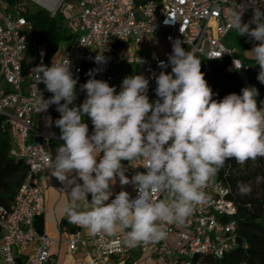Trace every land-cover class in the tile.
<instances>
[{"label": "clouds", "instance_id": "obj_1", "mask_svg": "<svg viewBox=\"0 0 264 264\" xmlns=\"http://www.w3.org/2000/svg\"><path fill=\"white\" fill-rule=\"evenodd\" d=\"M248 7L253 15L244 23ZM262 7L260 0L240 5L233 0L230 15L232 27L253 44L248 52L259 66L257 80L264 84ZM182 45L173 41L167 63L159 62L171 72L154 76L155 101L147 94L149 80L135 74L122 80L119 92L105 80L88 79L80 86L86 97L75 106L78 81L68 60L36 68L39 83L52 93L47 100L41 94L38 112L56 105L60 113L54 124L64 143L48 160L52 176L71 197L63 208L70 223L93 235L127 230L124 243L130 248L158 243L167 236L164 225H184L195 206L208 200L204 188L227 160L243 165L264 157V102L258 103V90L244 87L239 95L214 99L217 94L201 71V60ZM233 65L236 70L245 66L239 59ZM85 116L93 125L91 135ZM125 160L143 161L146 172L129 178L121 163ZM117 177L122 186H136L135 199L124 190L111 198ZM237 188L242 196L251 193L248 184L238 183ZM157 193L170 198L153 200Z\"/></svg>", "mask_w": 264, "mask_h": 264}, {"label": "built area", "instance_id": "obj_2", "mask_svg": "<svg viewBox=\"0 0 264 264\" xmlns=\"http://www.w3.org/2000/svg\"><path fill=\"white\" fill-rule=\"evenodd\" d=\"M235 2L240 5L247 0ZM260 2L264 3V0ZM30 3L50 18L65 17L67 27L79 33L59 60L46 63L45 46L40 45L36 47L34 62H29L33 28L25 14ZM232 8L233 0H22L16 4L0 0V117L9 126L13 146L10 153L27 169L11 207H0L2 264H48L54 243L44 230L38 232L34 225L45 211L42 174L49 170L48 147L53 138L43 129L48 110L38 112L41 94L47 100L52 93L39 83L36 68L41 64L50 67L52 63L63 64L68 60L73 78L78 81L75 106L86 97L81 85L95 78L113 86V71L119 67L127 69L115 86L117 92L125 77L135 75V69L136 74L149 80L147 94L150 101H155L158 97L154 76L162 70L171 72L170 66L162 69L159 62L167 63L172 42L177 39L196 57L225 61L229 71L236 70L234 59L243 63L238 50L224 43L232 33L239 38L247 37H241L232 27ZM252 15L253 10L248 7L243 22L247 23ZM151 37L163 41L166 48L150 55L139 52L138 48ZM120 44L122 46L118 47ZM129 48L133 50L125 54L123 51ZM87 124L91 135L93 125L88 117ZM142 163L123 161L122 165L127 169L125 175L131 178L136 172H146L140 166ZM204 191L208 200L195 206L184 225H164L167 236L158 243L130 248L124 243L127 230H118L113 235H84L76 230L62 235V241L70 253H82L87 264H108L112 258L130 262L137 251L147 254L153 264H203L201 259L207 256L221 259L237 244V210L227 198L228 189L216 176ZM137 195L135 188L130 197L135 199ZM166 197L170 198V194L157 193L152 198ZM88 200H91L90 194ZM26 253L27 259L22 261Z\"/></svg>", "mask_w": 264, "mask_h": 264}, {"label": "trees", "instance_id": "obj_3", "mask_svg": "<svg viewBox=\"0 0 264 264\" xmlns=\"http://www.w3.org/2000/svg\"><path fill=\"white\" fill-rule=\"evenodd\" d=\"M22 0H8L16 4ZM25 17L32 24L33 40L28 55H32L34 62L36 53L31 49L45 46V62L59 60L65 49L64 43L69 45L75 40L74 32L67 27L66 18L56 15L50 18L46 12L35 9L28 11ZM236 38H239L236 36ZM241 50L251 49L253 44L248 37L239 38ZM122 45H118L121 47ZM244 67L240 70L229 71L225 61L201 60V71L213 92L214 99L220 100L230 93L241 94L244 87H255L258 90V103L264 102V84L257 80L259 66L253 58L241 55ZM73 106V105H72ZM264 106V105H262ZM9 126L4 118L0 117V207L9 209L14 197L26 176L27 169L24 163L16 160L11 151ZM216 178L228 189L227 198L230 199L237 210L236 221L238 225V238L236 246L221 259L203 257V264H264V157H257L254 161L248 160L243 165L234 159L227 160ZM260 179V182H257ZM251 186V193L240 195L238 183ZM35 228L42 232L43 216L35 220Z\"/></svg>", "mask_w": 264, "mask_h": 264}, {"label": "crops", "instance_id": "obj_4", "mask_svg": "<svg viewBox=\"0 0 264 264\" xmlns=\"http://www.w3.org/2000/svg\"><path fill=\"white\" fill-rule=\"evenodd\" d=\"M166 45L163 41L157 39L156 37L148 38L144 46L138 48V51L143 54H155L163 51ZM133 48L125 49L123 52L125 54L131 52ZM123 67L114 69L113 76L114 82L113 86H116L119 82L121 75H119V70ZM52 96V94H51ZM72 107V105H70ZM51 117L52 124L49 126L48 118ZM60 117V113L56 111V105H52L48 108V115L44 122L43 129L46 133L53 136L49 142V152L53 156L55 155L56 149L51 148V141L61 140L60 139V129L54 124V121ZM84 122L87 123V116L84 118ZM62 142H57L59 146L63 144ZM13 151V146L11 147ZM126 161V160H125ZM123 162V161H122ZM121 162V163H122ZM42 182L45 188V211L43 215L44 232L54 240L53 245L50 248V260L48 264H87L84 255L82 253H70L65 242L62 241V235H69L76 230H80L84 235H90L91 233L84 227L69 222L67 216L63 212V208L71 201V197L66 190H64V185L54 176H52L49 170L42 174ZM136 186L133 184L120 185L119 178H116L115 185L112 186L113 196L119 193L121 190L127 191L130 195L134 192ZM81 209L84 208V202H80ZM27 259V253L23 257L22 261ZM109 262L114 264H152L151 259L147 254L137 251L130 262H122L120 259L112 258ZM108 262V263H109ZM0 264L1 258H0Z\"/></svg>", "mask_w": 264, "mask_h": 264}, {"label": "rangeland", "instance_id": "obj_5", "mask_svg": "<svg viewBox=\"0 0 264 264\" xmlns=\"http://www.w3.org/2000/svg\"><path fill=\"white\" fill-rule=\"evenodd\" d=\"M35 9H37V7L34 5V4H28V11L30 10V11H34ZM27 11V12H28ZM252 27H255V25H252ZM79 36V33H77V32H75L74 33V39H76L77 37ZM231 38V39H230ZM225 45L226 46H228V47H234V48H236L237 50H238V52H239V55L241 56V55H243V56H247V57H250V58H253L252 56H251V54L248 52V51H250L251 49H249V50H246V51H242L241 50V40L239 39V38H236V35L234 34V33H232L231 34V36L230 37H227L226 39H225ZM69 46V44L68 43H64L63 45H62V49H65L66 47H68ZM253 47V46H252ZM251 47V48H252ZM31 54H34V53H36V48L34 49V48H32L31 49ZM29 56V58H28V60H29V62H31V60H32V55L30 56V55H28ZM127 68L126 67H123V68H121L120 70H119V75H121V74H123L124 72H125V70H126ZM134 73L136 74L137 72H136V70L134 69ZM57 142H62V140H53V141H51V148L52 149H56L57 147H58V145L56 144ZM257 182H260V179H258V181ZM152 261V260H151ZM154 262L152 261V264H153ZM108 264H114L113 262H109ZM121 264H123V263H121ZM126 264V263H125Z\"/></svg>", "mask_w": 264, "mask_h": 264}]
</instances>
